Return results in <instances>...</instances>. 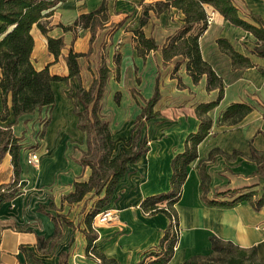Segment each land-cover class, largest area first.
<instances>
[{
	"label": "crops",
	"instance_id": "crops-1",
	"mask_svg": "<svg viewBox=\"0 0 264 264\" xmlns=\"http://www.w3.org/2000/svg\"><path fill=\"white\" fill-rule=\"evenodd\" d=\"M159 1L168 0H67L60 4L45 20L49 28L48 37L63 40L64 48L57 61L47 51L46 38L33 27L31 62L37 71L48 67L51 76L66 78L65 57L68 53L72 51L86 57L78 59L79 81L69 79L66 83L51 84L55 97L53 107L22 116L15 122L10 98H7L9 113L6 120L1 121L3 106L0 98V128L12 125V133L20 142L21 133H32L38 128L36 121L45 115L48 117L37 149H26L19 142L18 194L12 200L0 203V264H59L63 257L64 264H99L87 253L83 234L85 218L93 210L97 197L90 194L76 204H67L63 198L73 192L74 183L85 182L90 175L89 169L80 165L86 151V138L77 130L71 96L80 88L89 89L103 62L109 73L101 101L105 98L111 101L118 93L121 103L117 111L124 103H131L135 108L136 102L130 91L134 90L140 96L137 102L140 99L147 101L153 94L157 77L160 100L154 109L159 118L144 122L141 129L140 142L146 146L147 152L129 166V172L115 188L111 202L103 209L115 211L117 220L97 227L98 238L93 246L98 253L114 259L117 264L154 260L149 255L159 251L170 221L163 214L147 216L140 205L148 197L171 190L172 160L185 151L187 137L198 131L200 122L195 114L196 107L213 103L218 98L217 91H206L205 77L197 84L193 83L181 58L164 64L160 50L150 53L145 60L138 57L134 31L139 29L144 9ZM103 2L107 6L108 21L98 30L91 46L89 31L76 28L73 32H64L61 29L60 26L72 25L80 15L95 11ZM215 17L222 20L217 14ZM182 19V14L175 9L158 16L149 11L148 22L141 31L162 48L181 29ZM209 29L201 37L200 51L203 60L222 80L224 95L219 105L207 114L211 128L196 148L197 158L186 167V179L174 205L178 240L173 257L167 264H183L192 257L209 256V239L212 237L242 249L255 248L258 259L264 264V206L257 212L247 202L221 208L205 205L201 199L199 164L215 149L228 156L237 151L243 157L227 160L218 155L206 165L205 172L210 178L208 200L231 203L238 195L218 198L215 195L232 191L257 192L258 197L264 193V177L254 175L257 165L249 159V146L264 153V139L258 133H264V109L260 107L264 105V60L248 53L247 57L256 67L232 71L229 58L219 52L216 44L218 39L227 38L218 36L210 50L224 57L225 66L220 69L218 57L211 59L208 50L202 46L201 41ZM116 55L120 56L118 74L114 65ZM82 63L88 67L86 71ZM177 63L180 65L174 72ZM86 74H89V79ZM231 91L233 95L229 98ZM232 104L249 105L253 112L235 126H221L220 117ZM136 109L134 119L140 113ZM102 115L106 117L103 110ZM133 130L124 136L109 129L113 140L117 141L116 153L123 150L122 141L128 142L134 135ZM77 142L81 156L73 154ZM29 152L36 153L39 158L37 170L26 163ZM13 179L11 157L6 154L0 162V188L13 183ZM57 216L67 220L71 226L59 219L55 234L53 218Z\"/></svg>",
	"mask_w": 264,
	"mask_h": 264
},
{
	"label": "trees",
	"instance_id": "trees-1",
	"mask_svg": "<svg viewBox=\"0 0 264 264\" xmlns=\"http://www.w3.org/2000/svg\"><path fill=\"white\" fill-rule=\"evenodd\" d=\"M67 0H0V98L2 100L3 114L1 121H5L9 109L7 98H10L11 112L15 122L22 116L33 115L43 108L53 107L55 97L51 84L54 82H67L69 79L79 81L78 59L86 57L70 51L65 57L68 71L66 78L51 76L48 67L37 71L31 62V53L34 48V39L31 35L33 27L46 38L47 51L57 61L64 48L62 39L48 37L49 28L45 20L53 15L54 10ZM264 1V0H262ZM170 9L179 11L182 16V27L166 44L159 48L152 37L146 38L141 29L149 19V11L160 15ZM208 9L220 16L228 25L250 35L254 40L253 48L249 54L257 59L264 60V20L255 14H250L245 19L239 16V12L232 0H168L159 1L144 9L139 21V29L134 31L135 51L143 60L158 50L161 51L164 64L175 58H181L185 63L186 72L194 84L202 77L206 78V91H217L218 98L210 104H202L196 107L195 114L200 124L198 131L191 134L185 141V151L175 156L171 163L172 176L170 179L171 190L148 197L140 205L141 211L147 216L156 214L165 215L170 223L159 244V251L150 254L154 260L145 263L144 260L137 264H167L173 257L178 240L177 216L174 205L178 202L181 187L186 179V167L197 158L196 148L207 137L211 128L208 113L217 107L224 95L222 80L215 74L211 66L203 60L199 40L207 31ZM108 21L107 6L103 2L99 8L88 14L80 15L72 25L60 26L64 32L75 31L76 28L87 30L90 33V46L95 40L98 30H101ZM219 52L229 58L232 71L253 69L256 66L252 60L233 48L223 38L216 41ZM116 73L119 72L120 56L114 57ZM180 63L174 67L177 71ZM108 69L104 62L99 67L97 77L92 80L87 91L79 89L71 96L73 115L77 118V130L85 135L86 151L80 159L81 167L88 168L89 178L85 182L73 184V192L63 198L67 204L82 202L88 195L97 197L93 210L85 218V230L83 234L87 241V253L97 259L99 264H117L114 259H108L98 253L93 242L98 235L91 226L95 216L103 211L113 198L117 185L124 180L129 172V166L136 163L147 152V148L140 142L141 129L144 122L159 118V113L154 109L160 100L159 79H155L154 91L150 99L142 101L140 113L135 119L134 135L128 142L122 141L123 150L116 153L117 141L113 140L108 123L99 116L100 102L108 78ZM138 105L134 90L130 91ZM115 97H119L117 93ZM118 103V102H117ZM264 107V105H263ZM253 112V108L246 104L230 105L220 117L221 126H235ZM12 125L0 128V162L6 154L11 157L13 168V183L0 188V203L12 200L17 194L19 185V151L20 139L14 137ZM264 139V133L258 132ZM250 160L257 165L255 176L264 177V153L255 151L249 146ZM225 159L243 157L237 151L226 155L220 150H212L207 159L200 162L198 174L200 178L201 199L205 205L228 208L241 202H247L254 211H260L264 206V193L258 197L257 192H225L216 194V198L235 197L231 203L213 202L207 199L209 193L210 178L205 172L207 164L212 163L216 156ZM62 219L67 226L71 224L57 216L53 218L55 234L58 220ZM211 254L209 256H196L183 264H262L256 255V249H242L230 242H222L212 237L209 239ZM64 257L59 264H64Z\"/></svg>",
	"mask_w": 264,
	"mask_h": 264
},
{
	"label": "rangeland",
	"instance_id": "rangeland-1",
	"mask_svg": "<svg viewBox=\"0 0 264 264\" xmlns=\"http://www.w3.org/2000/svg\"><path fill=\"white\" fill-rule=\"evenodd\" d=\"M233 4L237 8L239 12V16L241 18H246L250 14H255L260 16L264 20V1L262 0H232ZM208 12H211L208 9ZM210 27L208 33L206 34L205 39H202V46H205V48L208 50L209 57L211 59H214L215 57H218L216 59L219 62V68L223 69L225 66V59L224 57L218 56V53L212 52L210 48L214 45L213 41L217 39L218 36H222L227 38L232 45H234L238 50H241L242 53H244L246 56L250 52V50L253 48L254 40L253 38L244 33L241 30H238L234 27H230L227 23L223 22L219 18H216L214 16L213 21L211 24L208 25V28ZM207 28V29H208ZM201 40V38H200ZM199 40V43H200ZM84 62V60H83ZM85 63H82L83 68H86L84 66ZM79 66V65H78ZM86 78L89 79V74H86ZM86 81V79H84ZM181 86V84H180ZM136 98L139 99L140 96L138 93H136ZM233 95L232 91L229 94V98ZM67 98H70L69 96ZM137 99V101H138ZM109 98H105L104 101L100 102L99 107V116L102 117L109 126V129L111 132H118L119 134L126 135L129 131L133 130L135 126V119H134V111L137 107L136 111H140V106H143V102L140 99V102H137L136 107L134 108L132 104L130 103H124L123 107L119 108V111H117V107L120 105L121 98L113 96L111 98V101H109ZM118 102V103H117ZM264 109L263 106H260ZM102 110L105 112L106 117L102 115ZM48 117L45 115L43 118H40L36 121L35 125H38L37 130H33L32 133H21V142L20 145H23L26 149L35 150L38 147V140L41 141L43 137V132L45 129V126L47 125ZM144 126V124H143ZM25 134V135H24ZM124 135V136H125ZM75 147H73V154H76L77 156H81L79 151V143H76ZM123 146V145H121ZM206 264H219V263H206Z\"/></svg>",
	"mask_w": 264,
	"mask_h": 264
},
{
	"label": "built area",
	"instance_id": "built-area-1",
	"mask_svg": "<svg viewBox=\"0 0 264 264\" xmlns=\"http://www.w3.org/2000/svg\"><path fill=\"white\" fill-rule=\"evenodd\" d=\"M215 13L213 11L207 14V24H211ZM27 165L37 170L39 168V158L36 153L29 152L26 160ZM117 220V213L112 210H104L98 213L94 218L93 229L96 230L98 226L112 223Z\"/></svg>",
	"mask_w": 264,
	"mask_h": 264
}]
</instances>
